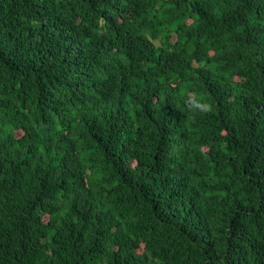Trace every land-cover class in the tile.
<instances>
[{
  "label": "trees",
  "instance_id": "trees-1",
  "mask_svg": "<svg viewBox=\"0 0 264 264\" xmlns=\"http://www.w3.org/2000/svg\"><path fill=\"white\" fill-rule=\"evenodd\" d=\"M0 264H264V0H0Z\"/></svg>",
  "mask_w": 264,
  "mask_h": 264
}]
</instances>
